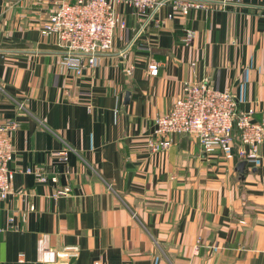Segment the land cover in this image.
<instances>
[{"label":"crops","instance_id":"1","mask_svg":"<svg viewBox=\"0 0 264 264\" xmlns=\"http://www.w3.org/2000/svg\"><path fill=\"white\" fill-rule=\"evenodd\" d=\"M193 1L120 4L111 49L77 74L40 32L53 0H0V119L18 123L0 264H264V141L249 162L188 134L147 146L185 81L264 120V0Z\"/></svg>","mask_w":264,"mask_h":264},{"label":"built area","instance_id":"2","mask_svg":"<svg viewBox=\"0 0 264 264\" xmlns=\"http://www.w3.org/2000/svg\"><path fill=\"white\" fill-rule=\"evenodd\" d=\"M163 1L53 0L40 32L55 37L62 53L61 64L79 74L84 67L96 64L100 54L111 49L114 29L124 26L117 11L120 4L142 13L149 9L148 18ZM173 3L178 9L168 16L177 12L186 14L189 7L200 5L193 0H173ZM193 36V30L186 29L184 41L190 42ZM148 71L157 74L158 64L150 63ZM253 111V108L238 109L232 93L214 88L206 80L185 81L181 95L173 100L168 110L154 118V134L149 137L147 146L151 151H160L172 144L175 134H188L197 139L204 154L219 150L225 160L236 156L247 162L255 161L259 157V144L264 141V120L254 121ZM17 127L16 121L0 119V199L11 192L13 171L9 162L14 154L12 135ZM235 139L239 142L237 148H234ZM69 189L65 187L56 194H68ZM68 249L76 251L75 247Z\"/></svg>","mask_w":264,"mask_h":264},{"label":"water","instance_id":"3","mask_svg":"<svg viewBox=\"0 0 264 264\" xmlns=\"http://www.w3.org/2000/svg\"><path fill=\"white\" fill-rule=\"evenodd\" d=\"M242 165V164H241Z\"/></svg>","mask_w":264,"mask_h":264}]
</instances>
